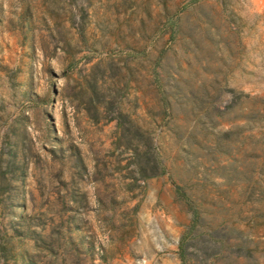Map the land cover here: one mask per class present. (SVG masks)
Returning a JSON list of instances; mask_svg holds the SVG:
<instances>
[{
	"label": "rangeland",
	"instance_id": "obj_1",
	"mask_svg": "<svg viewBox=\"0 0 264 264\" xmlns=\"http://www.w3.org/2000/svg\"><path fill=\"white\" fill-rule=\"evenodd\" d=\"M0 171L35 264H264V0H0Z\"/></svg>",
	"mask_w": 264,
	"mask_h": 264
},
{
	"label": "trees",
	"instance_id": "obj_2",
	"mask_svg": "<svg viewBox=\"0 0 264 264\" xmlns=\"http://www.w3.org/2000/svg\"><path fill=\"white\" fill-rule=\"evenodd\" d=\"M11 160L14 159V156H10ZM10 167L14 166L13 161L9 163ZM153 167L160 170L163 173V167L158 160L153 161ZM21 178H24V168L21 167ZM11 173H15L14 168ZM10 172H1L0 171V217L3 215H12L11 230L12 235H8L7 233H2L0 236V264H8L9 261H12L13 264H35L33 258L30 256V252L20 251L18 254L12 250V247H8L12 240H16L18 243L23 242L25 239L29 238L34 243V248L42 247L43 249H52V245L54 241L50 239V236L44 234V225L41 222L44 214L38 213L36 215H28L27 214V205L26 203L15 204L12 201V185L11 180L7 179V175L11 174ZM143 178H148L149 176L146 174L144 170L142 173ZM177 195L186 203L190 204L189 198L187 195L181 190V188H176ZM20 209L24 214L16 215L15 211ZM194 218L197 219V212H194ZM61 220V219H60ZM64 222L61 220L58 226L55 227H63ZM40 230H38V228ZM2 241V243H1ZM183 248L181 244L180 249ZM181 259L184 261V253L181 251Z\"/></svg>",
	"mask_w": 264,
	"mask_h": 264
}]
</instances>
